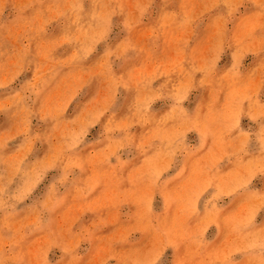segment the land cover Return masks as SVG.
Returning a JSON list of instances; mask_svg holds the SVG:
<instances>
[{"label":"rangeland","instance_id":"374dc122","mask_svg":"<svg viewBox=\"0 0 264 264\" xmlns=\"http://www.w3.org/2000/svg\"><path fill=\"white\" fill-rule=\"evenodd\" d=\"M68 1L0 0V264H264V33H240L264 20L177 36L174 98Z\"/></svg>","mask_w":264,"mask_h":264},{"label":"crops","instance_id":"0c3cea01","mask_svg":"<svg viewBox=\"0 0 264 264\" xmlns=\"http://www.w3.org/2000/svg\"><path fill=\"white\" fill-rule=\"evenodd\" d=\"M59 7L76 13V17L83 16L92 19V13L95 12L98 18L106 19L107 21L101 27L104 29L103 33L106 36L107 43L102 42L101 46L112 45L110 47L115 46L118 50L128 52L127 55H122V58L127 61H134L138 58H140V61L142 60L140 67L136 68L135 74L128 75L125 82H147L150 84L149 88L143 89V93H157L156 84L160 83L157 72L158 70H164L166 83L176 85L177 90L166 91L171 93L170 96L174 98L184 97L188 90L181 88L189 83L188 60H184L182 51H187V48L181 45V41L178 40L177 36L187 35L189 27H194L193 24L198 28L195 33L204 34L206 20L209 19L227 21L228 26L227 30L224 27L225 31L220 30V23H214L212 34L227 33L229 36L238 35V21L240 19L264 20V0H69L68 2H62ZM189 20L197 21L190 24ZM88 22L85 23L86 28L93 25L92 22ZM258 25L260 31L245 27L244 31L240 33L246 35L249 33L253 35L263 34L262 22ZM96 26L100 25L97 24ZM164 34L167 36L165 45L162 41L164 39L162 35ZM156 35H159L160 39L159 48H157ZM232 40L233 38L230 39V41ZM261 41L258 43L253 40L250 45H252V48H256L257 44H260L258 48L264 50ZM162 45L165 53L163 58H160L158 50H161ZM200 47L197 50L200 49L204 53V47ZM105 49L108 48H101V50ZM139 49L148 52L145 55L135 56L132 51ZM229 51L232 56V44L229 46ZM184 61L187 62L186 65L183 64ZM197 64L203 65V61L201 59L197 60ZM122 65H125V62ZM102 66L108 67L103 63ZM105 82L106 80L102 77L100 80L102 86L97 90V97L101 99V102L98 103L100 105H95V108L101 110L96 111L97 113L106 112L108 105H110L109 101L113 97V94H109L108 86H103ZM120 83L118 81L117 86ZM87 93L88 91H86V95ZM96 112L91 110V113ZM206 131L203 129L198 131L199 142L205 141ZM171 246L177 250V246L174 244ZM257 247L254 248L253 253L258 252Z\"/></svg>","mask_w":264,"mask_h":264},{"label":"bare ground","instance_id":"6f19581e","mask_svg":"<svg viewBox=\"0 0 264 264\" xmlns=\"http://www.w3.org/2000/svg\"><path fill=\"white\" fill-rule=\"evenodd\" d=\"M111 76V75H110ZM83 210V209H82ZM47 240V239H46ZM133 256V255H132Z\"/></svg>","mask_w":264,"mask_h":264}]
</instances>
